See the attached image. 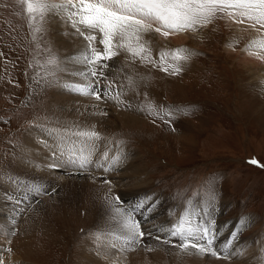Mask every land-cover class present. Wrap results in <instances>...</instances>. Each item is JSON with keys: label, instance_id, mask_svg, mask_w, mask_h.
Returning <instances> with one entry per match:
<instances>
[{"label": "rangeland", "instance_id": "374dc122", "mask_svg": "<svg viewBox=\"0 0 264 264\" xmlns=\"http://www.w3.org/2000/svg\"><path fill=\"white\" fill-rule=\"evenodd\" d=\"M48 2L62 4L67 0ZM24 8L23 0H0V264H88V261L94 264L99 257L108 264H137L133 256L140 254L147 241L146 237L134 247L123 249L106 237L107 229L113 232L115 228L102 226L101 235H96L93 218H79L80 209L73 214L69 207L67 211L63 206V196H57L61 181L103 174L113 182L115 176L126 177L127 173L118 174L114 166L103 173L101 164L96 167L102 150L93 158L94 169L73 167L67 159L63 162L58 159L57 152H52L39 134L54 137L58 127L78 128V124L63 122L55 109V97L101 108L113 124L94 130L85 125L83 129L98 134L91 138L98 143L125 148L133 155L128 163L141 165L142 174L129 175L130 183L127 181L126 186H113L119 198L123 191L136 187L138 192H147L153 199H165L178 209L195 207L204 201L221 204L224 207L219 206V218L226 225L234 224L236 228L240 225L235 237L238 244H245L238 253L235 247V254H216L212 258L226 259L229 264H248L252 250L260 254L259 245L264 239V50H260L263 51L260 55L250 51L256 52L255 48L264 42V27L241 15V9H224L194 29L171 32L167 37L154 30L144 31L140 33V42L150 51L152 62L119 48L120 55L114 56V60L121 61L117 68L116 63L109 68L101 66L108 65L109 59L93 64L103 78L91 76L87 86L71 70L66 73L60 70L70 60L64 58L55 43L59 37L70 34V30L76 31L66 14L61 11L54 17L49 11L42 21L39 15L30 21ZM230 12L233 14L229 15ZM83 29L86 35L99 34ZM99 41L96 36L92 47L102 51ZM178 49L185 50L186 60L173 58ZM161 52L168 53L163 63ZM175 67L180 69L178 74H173ZM61 76L68 80L61 81ZM97 81L101 99L71 90L73 85L94 87ZM52 83H56V88L51 87ZM120 86L131 97L133 112L125 110L126 102L119 105L107 98L110 94L119 96ZM67 109V104L62 105L60 113L63 115ZM116 112H127L135 123L117 125ZM83 138L93 146L87 135ZM37 139H43L39 147ZM30 148H33L31 156L24 155ZM86 160L89 161V155ZM22 167L40 175V180L27 177L20 170ZM24 175L26 178L20 179ZM137 179L139 184L134 183ZM45 181H50V185ZM12 193L17 200L12 199ZM140 205L128 215L134 221L139 217L142 224H148L145 219L154 212L146 210L143 202ZM178 215L173 212L163 221L172 224L170 228L166 226L168 230L161 229L165 234L155 239L160 245L157 249L184 254L179 246L188 242L173 234L179 230L173 227ZM156 217L151 222L159 220ZM200 219L198 225L202 223ZM187 220L184 219V225ZM203 226L217 228L218 221L214 225L205 221ZM139 232L146 234L143 228ZM113 235L119 238L116 233ZM234 241L235 238L230 244ZM216 243L205 242L204 248H212ZM208 254H197L195 259L205 261Z\"/></svg>", "mask_w": 264, "mask_h": 264}, {"label": "bare ground", "instance_id": "6f19581e", "mask_svg": "<svg viewBox=\"0 0 264 264\" xmlns=\"http://www.w3.org/2000/svg\"><path fill=\"white\" fill-rule=\"evenodd\" d=\"M50 11H51L50 13H52L54 17H57L59 12H61V11L63 12V10H56V9H52ZM58 25H59V23L57 21V26ZM57 26L55 27L56 31L58 29ZM53 27H54V25H53ZM67 27L70 28V25H68ZM78 27H82V29L84 28L83 30H87V31L89 30V29H86L83 25H78ZM71 28H73V26H71ZM58 31L59 32L64 31V29H59ZM70 31L73 34L70 33L66 37L65 36L59 37V39H58L59 42L55 43V47L57 49L59 48L60 51L62 50V55L64 56V58L70 60V61H68L69 63L66 62V65H65L68 70L66 68H64V70L63 69H60V70L65 72V73L68 72L69 70H71L77 76L82 77V79L79 81L83 85L88 86V79L91 77V75L88 73L91 70H95L98 67H96L93 64L90 66L85 64V62L82 58V53L87 51L88 41H86L82 36H79L77 38L73 37V35H75V33L77 34L78 32L77 31L73 32V29ZM87 31H85V32H87ZM96 36L99 37V39H101L100 33L98 35L96 34ZM118 39L119 38H117V40ZM101 47H103V45H101ZM116 49H115V51L117 53L116 55H120L121 52L118 53L119 48H116ZM255 49H257L256 52L250 51V53L254 54V55H257V54L260 55L263 52L260 50H264L261 47L255 48ZM114 56H113V58L109 59V61H107V64H108L107 67L108 68L111 65L113 67L114 63L117 64L116 66H114L117 68V66L119 65V62H121V61L118 62L116 60L117 58L115 59L116 60L115 61ZM74 57H77L79 59H74ZM110 61H112V63H110ZM100 62L105 63L104 60H102ZM110 71L112 72V70H110ZM80 73H84V74L81 75ZM115 76H117V75H115ZM62 77L63 76H61V78ZM112 77L116 78L114 76H112ZM66 79L68 80V78L63 77V79L61 81H66ZM90 82H92V79ZM55 86H56V83H52L51 87L54 88ZM118 88L120 91L118 94L119 96H116L117 98L113 97L111 94H110L111 96L109 95V97H107V98L111 102L116 101L117 103H119V105L123 104V102H126V104L124 105L125 110H129V111L133 112L134 107L132 106V103L130 102L131 97L129 96L128 92L126 91V88L121 87V86ZM123 88H125V89H123ZM122 90L124 92H122ZM115 91H117V90L115 89ZM55 99H56L55 101L57 103V106L55 107L56 112L58 115H60V118H64L63 122H69L70 124H78V128L70 127V125H66V124H65L66 126L58 127L57 128L58 132H56V134H53L54 137H48L46 133L39 134L40 137L42 136V138L46 139L47 142H45V143L48 147L51 148V151L57 152L56 156L59 157L58 159L61 158L62 162L64 161V159H67L68 161L67 160L66 161L69 164H71L73 167H78V168L83 167V168H88V169H90V168L94 169V168L98 167L99 164H101L102 166H100V167H103V169H102L103 173L106 172V170L110 169V166H114V168H118L117 171H118V174H120V175L127 173L126 177L115 176L116 178L114 177L113 179L114 180L116 179V181H113V182H109L108 181L109 177L106 178L105 176H102L103 174L100 176H89L88 179H84V178L79 179L78 177H73L71 179H67V180L65 179V181H61L60 184L62 186L60 185V187L58 188L57 196L58 197L63 196L62 197L63 206L65 207V209L67 211H68V207H69L70 212L73 214H76L77 210L80 209L79 218L84 217L85 220L88 218V216L90 218H93L94 224L96 222V226L94 225L95 228L93 229L94 234L98 235L102 231L100 228L102 226H104L105 228L106 227L115 228L113 230V232H112V230H109L110 228H108L107 229L108 235L106 237L110 243H114V244L116 243L115 244L116 246L119 245L123 249L132 248L138 242L143 241V238L147 237V241L143 246V250L140 252V254H136L133 256V260H134V262L136 261L137 264H184L187 262H189L191 264H229L228 260H226V259L217 260V258L216 259L212 258L214 256V255H212V252H215L214 247L217 245L216 246L217 253L215 252L216 254H225L228 256L235 254V249H234L235 247H236V249H239L236 251V253H238L240 250L243 249L242 247L245 243L243 244L242 242H240L238 244L239 240L237 241V238L235 237L237 230L239 229L240 225L238 226V228L234 227V224H227L226 225L223 223L222 219H220L218 216L219 206H221V208L224 207L221 204L215 203L216 205H214V203L211 201H204L202 204H199L195 207H194V205H191V206L187 205L182 209L181 208L178 209V208H175L174 204L168 202L165 199H153L150 195H148L147 192L146 193L141 192V191L138 192V189L135 190L136 187H135V189L131 188V190L123 191L124 192L123 196L121 198H119V195L117 196L118 192H117V190L114 189L113 186L116 185L118 187H122L125 184H127V181L129 179L128 178L129 175H132V176L137 175L138 176V175L142 174L143 170L141 169V165L138 164V162L133 163V161H131L132 163H130V162L128 163V161L132 160L133 155L131 153H128L125 148L117 147V146L110 147L108 144L98 143L97 140L91 139L92 137L87 136V138L89 137L88 140L93 142V146L90 147L89 143L83 138L85 135L84 136L79 135V133L92 132V131H90V129H83V128H86L85 125L90 126L94 130V128H96V129L100 128V127L106 128L107 123L113 124V122H109L107 120V118H106L105 114L103 113V110H101V108L94 109L93 107L88 106V104L82 105L83 102H74V101H70L67 99L57 100L56 97H55ZM95 100H93V101H95ZM96 101H98V100H96ZM65 104H67L69 106V109L63 111L64 114L62 115L60 113V108L62 105H65ZM57 114H56V116H57ZM74 115L78 116V117L75 118ZM114 115L116 117L115 120H116L117 125H120V124L126 125V124L135 123L134 118L132 116H129L127 114V112L126 113L125 112H118V113L116 112ZM116 127L117 126H115V128ZM30 136H32V134ZM35 136H33V137H35ZM42 141H43V139L41 141H39L37 139L35 141V143L39 147L40 142H42ZM67 147H70L71 150L66 151ZM31 149H33V148H30V150H28V152H24V153H26L24 155H29V157H30L31 153H33L31 151ZM100 150H102V152H100ZM97 151L100 152V155H99L100 157L97 156L99 163H96L97 165L95 167L93 164V158L96 155ZM90 152H91V154H90ZM88 155H89V161L86 160ZM22 159L24 160V157ZM95 159H96V157H95ZM25 161H26V159H25ZM84 161H86L87 163H84ZM20 170H24L25 172H23V173H25L27 175V177L36 178L37 179L36 182H38L40 180V177H39L40 175L35 174L34 172L30 171V169L26 170L24 167H22ZM74 174H76V173H74ZM26 175L21 176L20 179L26 178L25 177ZM134 179H136V178H134ZM134 179H131V182H133ZM140 179H141V177H140ZM50 181H45V182L47 185L48 184L50 185ZM128 183H130V181H128ZM134 183L139 184L140 183L139 179H137ZM144 185H145V183L143 184V186ZM29 186H30V184H29ZM140 188H141V186H140ZM134 190L136 192H134ZM139 190H141V189H139ZM27 191H30V189H27ZM31 191H34L33 188ZM25 192H26V189H25ZM13 196H14V194L12 193V199L14 201L17 200V198L16 197L14 198ZM29 197H31V196H29ZM117 198H119V202H117ZM142 202L145 204L146 210H148V211L151 210L152 212H154L152 214L153 215L152 217H150L149 219H145V221L150 222L148 224H144V223L142 224L141 218H139V217H137L136 220L134 221L128 215L132 211H136L134 209L137 207L139 208L138 205H140ZM148 207H149V209H147ZM140 208H142V207H140ZM65 209H63V210H65ZM176 211H177V214L179 213L178 217L181 219H178V217H177V220L173 221L175 224V226H173V227H175L176 229H179V230H177V233L180 232L181 227L183 228L182 234H178V235L185 238V241L188 242V244H198L202 247H207V246H205V242H208L210 240L216 241L217 242L216 245L213 246L212 248H205V249H208L211 251L210 254H208L209 252H207V251L204 253H200L198 251V249L191 248V247H189L186 252L184 251V254L176 253L177 251L175 253L173 251H168V250L161 251L162 248H161V250H159L160 245L156 242L155 239H157V237L159 235L160 236L162 235V233L164 232L163 230H165V229L168 230L167 229L168 227L170 228V225L172 223L169 224L168 220H167V221H165V224H166L165 225L163 221L166 218L168 219L169 216H171V214L173 212H176ZM134 216H135V214H134ZM145 216L146 217L148 216V212L145 214ZM154 217L159 218V220H157L153 223L151 221H153V219L155 220ZM194 218H195V220H193ZM199 218H201L200 221L202 222V223H200V225H198ZM182 219H183V222H182ZM184 219H185V221H186V219H188L187 223L185 225H184ZM205 221L207 224L210 221V225H214V223L218 221V227L219 228L213 227V228L209 229L207 226H203V222H205ZM126 222L129 224L134 222L138 226V231H140V229L143 228L144 232L146 234L144 233L145 235H143L142 237H138L135 242L129 241L127 239V237L130 235V232H129L128 228L125 226ZM246 222L247 221H245V223ZM241 224H242V222H241ZM166 226H167V228H166ZM162 228H163V230H161ZM189 228H191V230L193 232L192 236L189 235V232H188ZM173 230H174V228L171 227V232ZM88 231L90 232V230H88ZM109 231H111L112 234H110ZM93 232H91V233H93ZM114 233H116V235L119 236V238L114 236L113 235ZM197 233L199 234L200 238L198 237ZM209 233H211V236ZM163 234H165V233H163ZM99 235H101V234H99ZM167 235H168V233H167ZM93 237H94V235H93ZM115 238H117L118 240H116ZM234 238H235L234 243L230 244L231 243L230 241H232ZM92 241H93V238H92ZM259 246H260L259 251L261 253L259 254L256 250H252L250 252V257H248L249 259L248 260L246 259L248 264L249 263H256V262L261 263V261L264 262V239L261 241ZM158 247H159V249H157ZM253 247H255V246H253ZM89 248H90V246H89ZM141 249H142V247H141ZM149 249H152V251H150ZM251 249H253V248H251ZM171 252L174 254L172 255ZM206 253L208 254V256L206 255L207 257H206V260L204 259L205 261L202 260L200 262V260L195 259L197 254H206ZM96 259L93 258V260H96ZM110 261H112V260H110ZM93 262H94V264H108L107 263L108 261H106L105 259H101L100 257L96 261H93ZM129 262L130 261H128V263ZM134 262L132 261L131 263H134ZM88 264H92V262L88 261Z\"/></svg>", "mask_w": 264, "mask_h": 264}, {"label": "snow or ice", "instance_id": "6c2138e0", "mask_svg": "<svg viewBox=\"0 0 264 264\" xmlns=\"http://www.w3.org/2000/svg\"><path fill=\"white\" fill-rule=\"evenodd\" d=\"M24 10L30 21L39 15L41 21L52 9L63 10L73 28L88 41V49L82 53V58L86 65L99 64L102 60L111 59L116 55V48L125 49L133 56H140L142 60H150V51L141 43L140 33L154 30L167 37L171 32L194 29L199 24L206 23L216 11L224 9H241L240 14L249 20H254L256 24L264 27V0H67L66 3H49L48 0H23ZM233 13H229L232 15ZM154 24L157 25L154 27ZM78 25H83L90 32L101 34L100 44L103 45L102 51H97L92 47L96 41V36L85 34ZM42 30V29H41ZM117 38H119L117 40ZM114 41H116L114 43ZM259 46L264 48V42ZM148 55H143L144 53ZM168 53L161 52L160 58L163 63ZM175 59H187L185 50L178 49L173 54ZM106 67L107 65H101ZM167 71V68H162ZM179 67L173 68V74H178ZM83 75L84 73H80ZM88 74L92 77L98 75L103 78V74L97 70H91ZM71 90L79 94L94 95L96 99H101L99 81L91 88H82L73 85ZM96 137L95 132L79 133ZM252 163H256L252 161ZM119 202V198H117ZM142 206V205H138ZM130 235L129 241L135 242L143 233L138 231V226L133 222L125 223ZM183 228L179 233L182 234ZM192 236L191 228L188 229ZM180 249L187 251L189 247L196 248L200 253L208 251L198 244H181ZM212 255H216L212 252Z\"/></svg>", "mask_w": 264, "mask_h": 264}]
</instances>
